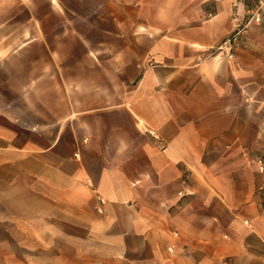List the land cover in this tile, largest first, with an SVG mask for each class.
<instances>
[{"label":"crops","instance_id":"obj_1","mask_svg":"<svg viewBox=\"0 0 264 264\" xmlns=\"http://www.w3.org/2000/svg\"><path fill=\"white\" fill-rule=\"evenodd\" d=\"M261 166L264 0H0V264H264Z\"/></svg>","mask_w":264,"mask_h":264},{"label":"built area","instance_id":"obj_2","mask_svg":"<svg viewBox=\"0 0 264 264\" xmlns=\"http://www.w3.org/2000/svg\"><path fill=\"white\" fill-rule=\"evenodd\" d=\"M258 21L259 18L256 17ZM240 31H234L228 37H226L218 46L207 51L209 56H217L231 60L234 56V50L239 45ZM77 156V155H76ZM260 170L263 171L264 168L261 166ZM176 235V234H175Z\"/></svg>","mask_w":264,"mask_h":264},{"label":"trees","instance_id":"obj_3","mask_svg":"<svg viewBox=\"0 0 264 264\" xmlns=\"http://www.w3.org/2000/svg\"><path fill=\"white\" fill-rule=\"evenodd\" d=\"M258 2V1H257Z\"/></svg>","mask_w":264,"mask_h":264}]
</instances>
